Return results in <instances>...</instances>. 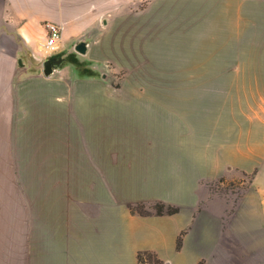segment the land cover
Listing matches in <instances>:
<instances>
[{"label": "crops", "instance_id": "0c3cea01", "mask_svg": "<svg viewBox=\"0 0 264 264\" xmlns=\"http://www.w3.org/2000/svg\"><path fill=\"white\" fill-rule=\"evenodd\" d=\"M48 21L63 60L45 75ZM104 69L133 82L88 98ZM190 91L255 97H171ZM237 171H255L237 199L206 185ZM155 201L178 211L128 209ZM145 249L264 264V0H0V264H138Z\"/></svg>", "mask_w": 264, "mask_h": 264}, {"label": "rangeland", "instance_id": "374dc122", "mask_svg": "<svg viewBox=\"0 0 264 264\" xmlns=\"http://www.w3.org/2000/svg\"><path fill=\"white\" fill-rule=\"evenodd\" d=\"M54 56V55H53ZM57 56V55H55ZM48 58V57H47ZM46 58H44L45 60ZM106 74L104 76H96L97 82L88 85V98H101L106 97L107 93L111 97H115L116 94H123V91H118L117 89L121 87L122 83L133 82V76L124 74V72L108 73L107 69H104ZM133 92H125L126 95L132 97ZM142 95L146 97H157L164 98L169 97L170 92H142ZM173 98H189V99H205V105H212L213 100L223 101L228 98L234 100H250L255 97V92H171ZM223 181H218V179L207 182L209 190L220 196L239 198L246 187L250 183V178L247 175H243L239 171L234 173L233 177H225ZM237 264H243V261L238 260Z\"/></svg>", "mask_w": 264, "mask_h": 264}, {"label": "trees", "instance_id": "16d2710c", "mask_svg": "<svg viewBox=\"0 0 264 264\" xmlns=\"http://www.w3.org/2000/svg\"><path fill=\"white\" fill-rule=\"evenodd\" d=\"M243 175L249 176V180L251 181L255 171L248 174L245 172H241ZM224 178L220 177L218 181H223ZM128 209L133 214H138L141 216L146 215H165V214H173L178 211V207L175 205H171L168 203H165L163 201H155L153 203H145V202H139L135 204H128ZM184 233V231L181 232V234L178 236L176 240V249L179 250L181 247V235ZM136 259L138 264H166L163 259H161L158 254L149 249L140 250L137 252ZM197 264H201L197 263Z\"/></svg>", "mask_w": 264, "mask_h": 264}, {"label": "built area", "instance_id": "2783aa9c", "mask_svg": "<svg viewBox=\"0 0 264 264\" xmlns=\"http://www.w3.org/2000/svg\"><path fill=\"white\" fill-rule=\"evenodd\" d=\"M46 36L39 42L38 48L44 57L53 56L59 49L62 33L61 27L54 21H48L45 23Z\"/></svg>", "mask_w": 264, "mask_h": 264}, {"label": "water", "instance_id": "95a60500", "mask_svg": "<svg viewBox=\"0 0 264 264\" xmlns=\"http://www.w3.org/2000/svg\"><path fill=\"white\" fill-rule=\"evenodd\" d=\"M76 50L80 51V52H84L85 51V43L84 42H79L76 45ZM63 58L60 56H49L48 58H46L43 62V72L45 75H49L52 73L53 68L56 65H59L62 62Z\"/></svg>", "mask_w": 264, "mask_h": 264}]
</instances>
